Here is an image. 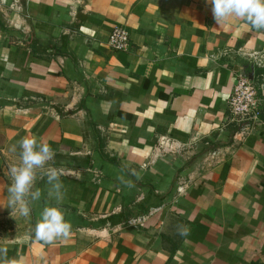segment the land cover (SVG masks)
Masks as SVG:
<instances>
[{"label":"crops","instance_id":"crops-1","mask_svg":"<svg viewBox=\"0 0 264 264\" xmlns=\"http://www.w3.org/2000/svg\"><path fill=\"white\" fill-rule=\"evenodd\" d=\"M240 72L264 79V30L218 25L207 0L0 1V248L25 264H264V101L254 129L229 122ZM32 136L64 199L40 178L25 218L7 189ZM46 206L73 235L42 248L25 237Z\"/></svg>","mask_w":264,"mask_h":264},{"label":"clouds","instance_id":"clouds-1","mask_svg":"<svg viewBox=\"0 0 264 264\" xmlns=\"http://www.w3.org/2000/svg\"><path fill=\"white\" fill-rule=\"evenodd\" d=\"M207 2L211 4V11L218 25L239 19L246 27L257 31L264 30V0H207ZM17 149L19 162L9 169L11 184L7 189L8 204L20 216L29 218L32 203L40 200L42 196L41 189L35 187L38 179L46 177L49 198L55 199L57 205L63 201L64 186L61 181L63 170L50 166L55 152L49 144L40 142L35 136L21 138L17 145L12 146L13 152H17ZM131 174L136 173L133 171ZM119 180L129 188L134 187V184L124 176H120ZM98 231L106 232L107 229ZM177 232L185 236L189 229L186 225H179ZM72 235V224L65 219L64 211L58 206H46L35 225L34 235L29 233L25 239L30 241L34 239L43 248L67 240ZM0 264H25V259L23 256L9 259L7 249L0 248Z\"/></svg>","mask_w":264,"mask_h":264},{"label":"built area","instance_id":"built-area-1","mask_svg":"<svg viewBox=\"0 0 264 264\" xmlns=\"http://www.w3.org/2000/svg\"><path fill=\"white\" fill-rule=\"evenodd\" d=\"M2 1V0H0ZM107 44L113 51H125L129 47V33L115 27L108 35ZM246 60H255L251 55H242ZM229 122L243 132H249L261 123L264 101V79L262 76L236 74L233 88L227 99ZM164 143L161 144L163 146Z\"/></svg>","mask_w":264,"mask_h":264}]
</instances>
